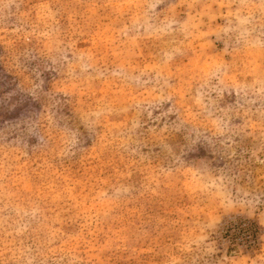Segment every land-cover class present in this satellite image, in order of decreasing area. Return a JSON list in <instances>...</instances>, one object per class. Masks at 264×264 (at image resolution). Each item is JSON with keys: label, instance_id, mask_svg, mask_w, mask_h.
<instances>
[{"label": "rangeland", "instance_id": "374dc122", "mask_svg": "<svg viewBox=\"0 0 264 264\" xmlns=\"http://www.w3.org/2000/svg\"><path fill=\"white\" fill-rule=\"evenodd\" d=\"M0 264H264V0H0Z\"/></svg>", "mask_w": 264, "mask_h": 264}]
</instances>
